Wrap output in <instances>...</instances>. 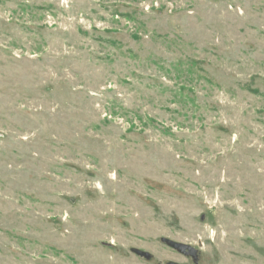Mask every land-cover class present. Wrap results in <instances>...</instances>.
Listing matches in <instances>:
<instances>
[{"label": "rangeland", "instance_id": "374dc122", "mask_svg": "<svg viewBox=\"0 0 264 264\" xmlns=\"http://www.w3.org/2000/svg\"><path fill=\"white\" fill-rule=\"evenodd\" d=\"M170 262L264 264V0H0V264Z\"/></svg>", "mask_w": 264, "mask_h": 264}, {"label": "water", "instance_id": "95a60500", "mask_svg": "<svg viewBox=\"0 0 264 264\" xmlns=\"http://www.w3.org/2000/svg\"><path fill=\"white\" fill-rule=\"evenodd\" d=\"M165 240L169 243V245L175 249H178L184 253H190L192 255H195L196 254V250L193 246L187 244V243H184V242H180V241H176V240H173V239H168V238H165ZM134 251L138 252L139 254H143V252L139 249H134ZM169 264H178V263H175V262H170Z\"/></svg>", "mask_w": 264, "mask_h": 264}]
</instances>
